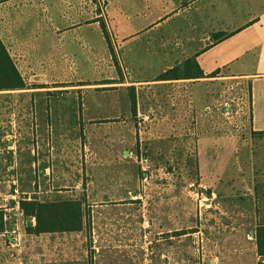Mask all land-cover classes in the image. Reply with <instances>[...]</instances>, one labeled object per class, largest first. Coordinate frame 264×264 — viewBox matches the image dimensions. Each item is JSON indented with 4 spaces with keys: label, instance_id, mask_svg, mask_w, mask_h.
<instances>
[{
    "label": "crops",
    "instance_id": "crops-1",
    "mask_svg": "<svg viewBox=\"0 0 264 264\" xmlns=\"http://www.w3.org/2000/svg\"><path fill=\"white\" fill-rule=\"evenodd\" d=\"M0 38L25 82L23 88L0 90V98L17 94L31 101L26 156L38 167L45 163L40 190L23 192V199L77 200L83 214L80 231L35 234L30 231L35 219L25 220L19 202L12 208L1 194L0 264H264V217L257 213L264 212V0H0ZM188 60L197 75L161 78ZM160 81L181 87L191 82L181 113L197 116L198 138L185 141L195 158L194 177L187 169L186 175L201 192L172 189L168 202L152 206L137 202L142 197L134 115L141 107L131 90ZM83 87L105 91L106 116L99 120L114 124L110 120L120 114L119 125L128 133L127 140L106 142L122 148L121 155L96 162L93 171L70 163L78 140L70 134L77 125L67 122L68 109L57 106V117H65L57 134L47 106L56 88L62 92L55 98L77 99ZM239 95L246 99L249 121L242 138L250 142V153L236 170L242 124L225 117L237 116L233 106L239 104L232 101ZM82 108L76 114L83 115ZM7 109L0 108V148L15 127ZM20 111L29 118L28 110ZM229 146L235 151L223 176L226 155L221 158L218 147ZM74 158L81 162L79 149ZM215 179L221 185L231 179L233 186L217 188ZM81 186L83 192H77ZM203 191L207 199L198 203L195 195ZM13 209L25 218L16 212L18 219H12Z\"/></svg>",
    "mask_w": 264,
    "mask_h": 264
},
{
    "label": "rangeland",
    "instance_id": "rangeland-1",
    "mask_svg": "<svg viewBox=\"0 0 264 264\" xmlns=\"http://www.w3.org/2000/svg\"><path fill=\"white\" fill-rule=\"evenodd\" d=\"M193 60H188L183 65L179 67V72L169 70V79H176L177 77H186L187 75H197V68L192 64ZM121 69V67H120ZM168 71V70H167ZM165 71L163 74H165ZM122 75V70H121ZM162 75V74H161ZM153 75L150 76V78ZM160 79V77H158ZM134 81V80H133ZM189 83H184V87H181L182 83L179 82H159L148 84H137L138 86L131 90V93L138 97L136 105L141 107L134 115V121L137 130V159H138V173L137 180L139 182V193L142 198L137 202H145L152 204L156 202H168L172 196L168 195L170 190H182L186 189L187 191L192 190V188H197L195 183V178L192 173V167L195 165V158L192 146H186L185 141L193 139L195 142L198 138V131L196 129L197 116L192 112L190 114L181 113L183 106H188V95H189ZM157 86V88H156ZM188 86V87H186ZM229 87V85H227ZM137 88V89H136ZM137 90V91H135ZM54 91H58L53 94L54 98H50L47 103L51 111V121L54 123L56 128V133L60 134V126L62 121L66 117L67 122H72L77 125L74 131H70V134L74 139L78 140L76 150L74 148L72 153V158L70 160L73 168L84 169L86 167L88 171H93L98 164L105 163V161H113L116 156L121 155V149L118 147L110 146L106 143L109 140L118 141L127 140L128 133L126 129L121 128L119 125L118 114L114 116L111 123L106 124L105 114L101 113L105 111V96L103 94L105 91L102 88H97L89 90L86 87H83L82 90H78L77 99H71L70 95H67L62 98H55L59 96L62 90L56 88ZM111 92H114L110 90ZM113 94V93H111ZM22 98H27L26 96L13 95L12 99H2L0 98V108L6 105L8 112L11 113L9 118L14 122L13 131H8V138L6 146L0 148V154H3L2 159L0 160V195L4 194L7 196V199L11 200L12 208L17 206V203L23 200V192L27 191H39L41 188V182L39 183L38 176H43V166L45 163H41L38 167L35 159L30 158L28 160L26 153L27 150L31 148L32 142V130L30 129L31 123H33V106H31V101H23ZM135 100V102H136ZM241 101H243L241 103ZM237 102L239 105L233 108L237 111V116L225 117L227 122L239 123L242 124V128L238 130L239 139H241L242 147L240 148V153L235 155L233 161L238 169L239 165L245 160L246 156L250 153V142H246L242 138V134L248 130V115L247 109L245 106L246 99H243L240 95L237 100H233L232 104ZM112 105V104H111ZM67 108L69 111L68 116L61 115L57 117V113L61 111L58 107ZM80 106L83 108V115L79 112L76 114V111L79 110ZM71 107H73L74 114H70ZM118 109L121 107L118 105ZM125 106H123L124 108ZM24 111L28 110L29 118L21 114L20 109ZM122 108V109H123ZM3 111L2 113H4ZM131 111L129 112V114ZM88 114V115H87ZM113 116V113L110 114ZM2 121L6 123L5 115L2 116ZM91 118L94 122L90 123L87 119ZM121 117V116H120ZM235 118H238L235 121ZM8 119V121H9ZM42 119L44 116L42 114ZM203 117L200 119L202 120ZM82 121V123H81ZM102 121V122H100ZM22 122H27L29 124V129L27 126H23ZM20 125L23 127L21 128ZM124 126V125H123ZM24 132H22V130ZM221 133L224 137L223 130ZM31 134V136H30ZM3 136V135H2ZM228 139V138H225ZM220 140V139H219ZM231 140V139H228ZM99 141H105L99 144ZM185 143V146H184ZM99 144L100 146H96ZM193 144V143H191ZM255 145H259L255 141ZM1 147V144H0ZM73 147V146H72ZM79 149L81 155V162L77 163V159L74 158L75 152ZM133 149V147H132ZM220 157L223 158V152L226 155L225 162H222L220 167V172L223 169L227 176L229 173L230 164L234 156L235 148L233 149L229 146L226 149L218 147ZM104 152H108L104 155ZM97 164V165H98ZM191 166V167H189ZM189 170L190 178L187 177L186 171ZM41 170V171H39ZM224 185H221L219 179H215V182H218L217 188L229 189L232 185L231 179H223ZM199 186V185H198ZM151 188L150 195L147 198L146 192H149L148 189ZM81 187H77L75 190L80 192ZM199 192L201 190L198 189ZM191 192V191H190ZM192 193V192H191ZM207 191L196 194L195 198L198 203L204 202V198L207 199ZM175 196V195H174ZM77 201V200H74ZM17 208V207H16ZM13 213L12 219L17 220L16 212L20 213L19 210L11 211ZM259 217H264V212H257ZM20 218H25L20 213ZM29 220V218H25ZM29 229L30 225L28 223H22ZM89 230V228H88Z\"/></svg>",
    "mask_w": 264,
    "mask_h": 264
},
{
    "label": "trees",
    "instance_id": "trees-1",
    "mask_svg": "<svg viewBox=\"0 0 264 264\" xmlns=\"http://www.w3.org/2000/svg\"><path fill=\"white\" fill-rule=\"evenodd\" d=\"M105 37L108 34L104 28ZM224 35L216 41L224 39ZM188 62V61H187ZM186 62V64H187ZM179 67L173 71L177 72ZM201 73V72H200ZM169 71L161 76L165 79ZM25 87V82L18 72L15 62L0 38V90L18 89ZM133 108L135 107L134 95H131ZM20 209L26 217L34 218L35 227L30 231L35 234L55 232H75L83 228L82 203L80 201L40 202L38 199H23L19 202ZM5 229V214L0 209V233Z\"/></svg>",
    "mask_w": 264,
    "mask_h": 264
}]
</instances>
